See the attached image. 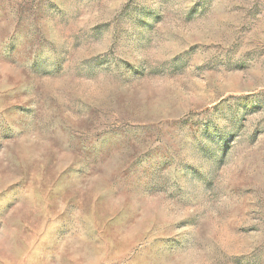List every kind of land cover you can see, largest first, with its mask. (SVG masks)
<instances>
[{"label":"rangeland","instance_id":"obj_1","mask_svg":"<svg viewBox=\"0 0 264 264\" xmlns=\"http://www.w3.org/2000/svg\"><path fill=\"white\" fill-rule=\"evenodd\" d=\"M0 264H264V0H0Z\"/></svg>","mask_w":264,"mask_h":264}]
</instances>
